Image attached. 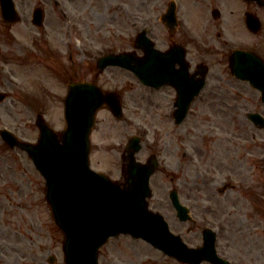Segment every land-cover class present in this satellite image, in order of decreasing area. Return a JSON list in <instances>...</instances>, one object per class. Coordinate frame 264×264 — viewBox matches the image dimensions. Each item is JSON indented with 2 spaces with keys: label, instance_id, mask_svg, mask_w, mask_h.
<instances>
[{
  "label": "rangeland",
  "instance_id": "rangeland-1",
  "mask_svg": "<svg viewBox=\"0 0 264 264\" xmlns=\"http://www.w3.org/2000/svg\"><path fill=\"white\" fill-rule=\"evenodd\" d=\"M168 1L16 0L23 16L21 22L8 26L0 15V95L5 96L0 100V129L7 128L23 140L36 142L39 135L36 119L41 115L56 130L63 131L68 83L97 78L95 59L107 52L133 49L134 37L144 25H154V32L164 38L166 29L157 16L166 9ZM179 1L180 16L185 18L187 28L205 39H213L216 30L212 25L211 5L220 6L224 18H230V6H221L224 0ZM37 6L46 12L42 28L31 21L32 10ZM238 9L242 6L238 5ZM215 54H211L214 59L210 63L214 65L217 81L196 102L180 127L172 118L173 102L161 92L145 87L129 71L117 67L107 69L97 83L121 95L124 118L118 120L108 110L99 112L92 135L91 167L114 180H122L128 140L133 135L142 136L143 148L137 159L146 162L156 153L161 162L151 180V209L161 212L171 230L181 234L190 245H201L200 227L189 233L188 227L193 226L178 221L169 200L170 188L179 187L182 201L191 205L198 223L216 229V225L222 226L219 247L223 244L230 247L233 243V258L247 260L264 250L263 243L254 239L260 233L253 234L252 230L256 226L264 230V221L259 223L253 219L261 213L264 218V209H261L264 180L258 178L257 185L247 187L252 171L264 168L254 169L243 158L248 143L239 139L240 134L246 136L247 122L237 110V104L246 101L235 97L233 86L248 94L250 87L235 85L229 69L219 64ZM215 93L221 95L211 99ZM196 128L200 130L190 134ZM188 135L195 139H186ZM189 145L195 150L194 155L198 157L200 153L201 164L214 166L220 179L216 184L233 179V186L238 190H233V199L230 194L226 196L223 206L216 199L214 189L195 184L189 173L190 161L182 156L181 147ZM45 188V180L29 156L19 149H10L0 138V264H50L51 255L56 257L54 264H65L64 236L52 218ZM244 189L250 190L247 196ZM241 197L248 198V202ZM208 208L213 211H206ZM21 230L27 234L25 239ZM262 263L264 255L254 262ZM100 264L181 263L145 241L121 235L110 239L101 249Z\"/></svg>",
  "mask_w": 264,
  "mask_h": 264
},
{
  "label": "water",
  "instance_id": "water-1",
  "mask_svg": "<svg viewBox=\"0 0 264 264\" xmlns=\"http://www.w3.org/2000/svg\"><path fill=\"white\" fill-rule=\"evenodd\" d=\"M0 3L7 23L19 20L13 0H0ZM42 20V11L37 9L34 22L41 25ZM144 40V59L140 60L133 52L109 54L99 59L98 66L101 69L109 65L122 66L135 72L147 85H162L164 81L154 73L157 71L155 63L167 61V56L156 52L145 36ZM236 61L233 70L239 77L251 79L256 86H264V81L244 65V62L257 61L256 58L239 53ZM104 105L115 116L122 117L121 100L115 93H104L89 83L73 84L65 100L67 128L60 138L43 118L37 122L41 132L37 145L22 143L11 134H3L12 148L19 146L31 155L47 179V200L55 221L66 236L67 264H98L99 248L110 236L120 233L143 238L183 262L200 264L205 259L219 263L214 235L203 248L189 249L180 236L170 232L160 213L149 210L147 198L152 195L149 179L157 168V161L153 157L148 164L137 162L135 154L141 148L138 137H133L127 146L125 160L128 164L123 184L90 170V134L96 113ZM182 119L180 117L178 121ZM171 197L179 218L183 220L187 216L186 209L180 204L176 192Z\"/></svg>",
  "mask_w": 264,
  "mask_h": 264
},
{
  "label": "flooded vegetation",
  "instance_id": "flooded-vegetation-1",
  "mask_svg": "<svg viewBox=\"0 0 264 264\" xmlns=\"http://www.w3.org/2000/svg\"><path fill=\"white\" fill-rule=\"evenodd\" d=\"M194 3L197 4L196 2ZM238 5L242 6V9L240 11L238 9ZM230 6L231 13L229 19H214L212 25L216 29V35L213 39L210 40V37L205 39L204 37L196 36L187 28H183V26H179L174 32L167 30L164 38L158 33H154L152 31V39L155 42L157 48L167 50L175 45H180L182 47H185V49L187 50V55H189L191 47L194 49L195 52L192 53V55H194L195 59L192 62H189L187 79L193 80L195 82H198L201 79L202 72L200 65H205L203 62L207 58L212 57L211 54L206 55L204 53V49L207 45L208 47L212 46L210 47L211 50L218 52V55L221 56L222 59L227 58L229 61L231 60L232 51L237 48L260 53L264 57V8L260 7L257 3L247 2L244 0H231ZM248 13H254V15L259 18L261 22V26L257 30V32H255V30H251L250 28V25L247 21ZM227 29L230 32V41L226 37L225 32ZM219 64L223 65L220 62ZM174 70L175 74L177 75L178 81L180 83H184L185 78L182 76L185 73L181 71L180 66L176 65ZM214 75L215 72L213 67L208 66L207 77L210 76L211 84H213V81L216 80ZM216 88H220V86H217ZM251 89L253 91L249 93V97L245 100L246 102L244 104H237V110L240 112L244 111L246 113L245 117L247 120V129L245 131L246 136L240 134L239 139L245 140L248 143L246 145L243 141V144H245L244 154L242 153L243 158H245L246 160L248 159L247 161L252 167H254V169L255 167L256 169H258L260 167L264 168V128H259L257 125H255L253 121L248 118V114L258 113L264 117V102L262 100L261 93L256 89ZM159 91H162L161 94H163L165 98L173 102L177 100L178 94L174 87L166 86ZM215 92H217V89L215 90ZM220 95L221 94L215 93L213 94L211 99H216ZM238 147L242 148L240 147V145H238ZM200 158L201 155L199 153L198 161L190 162V164L188 165L190 167L189 173L192 174L195 184L199 187L214 189L216 192L215 196H217L216 199L219 201L220 206H223L221 204L224 203L225 200H227L226 196L230 194L233 199V179L228 182L221 181L216 184L220 179L214 176L217 175L216 170L213 168L214 166L211 164V167H205V165L199 162L202 161L200 160ZM257 171H259V173H257ZM251 176L252 180H257L258 178L264 180V169L252 171ZM262 198L263 200L261 209H264V195H262ZM231 206H233V203L230 204V207ZM261 214H256L253 219L256 218V222H258L260 221L258 219L260 217V219L262 220L263 218ZM194 225L195 227L197 226L196 223ZM252 230L253 234H259L257 226ZM190 232H192V229L189 230V233ZM254 239L260 241L264 245V232H262L260 236L256 235ZM254 239H252V241ZM253 243L255 244L256 242L253 241ZM225 245L226 244H223V247L220 246V250L222 251L221 255L231 261L233 264V243L230 244V247L228 245ZM228 249H230L229 255H227ZM254 255L252 254L251 257L247 260L241 259V261L245 262L244 264H250V262L251 264H254L255 261L258 262L261 260L264 255V250H262L260 253H257L256 257ZM246 261H248L249 263H246Z\"/></svg>",
  "mask_w": 264,
  "mask_h": 264
}]
</instances>
